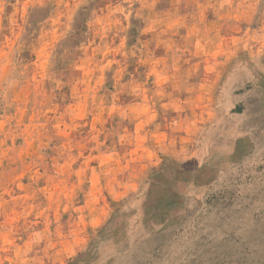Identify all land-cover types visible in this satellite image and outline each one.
I'll return each mask as SVG.
<instances>
[{
	"label": "rangeland",
	"instance_id": "374dc122",
	"mask_svg": "<svg viewBox=\"0 0 264 264\" xmlns=\"http://www.w3.org/2000/svg\"><path fill=\"white\" fill-rule=\"evenodd\" d=\"M83 263L264 264V0H0V264Z\"/></svg>",
	"mask_w": 264,
	"mask_h": 264
},
{
	"label": "crops",
	"instance_id": "0c3cea01",
	"mask_svg": "<svg viewBox=\"0 0 264 264\" xmlns=\"http://www.w3.org/2000/svg\"><path fill=\"white\" fill-rule=\"evenodd\" d=\"M94 11V10H93ZM81 12H83L84 14H89L90 12H89V10H86L85 8H84V10H82ZM91 14H92V10H91ZM88 255V257H90V258H95V256H96V253L95 252H90V253H88L87 254ZM83 264H85V263H83Z\"/></svg>",
	"mask_w": 264,
	"mask_h": 264
}]
</instances>
